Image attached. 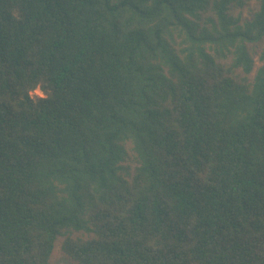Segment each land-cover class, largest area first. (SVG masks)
I'll return each mask as SVG.
<instances>
[{"label":"trees","instance_id":"1","mask_svg":"<svg viewBox=\"0 0 264 264\" xmlns=\"http://www.w3.org/2000/svg\"><path fill=\"white\" fill-rule=\"evenodd\" d=\"M58 248L264 264V0H0V264Z\"/></svg>","mask_w":264,"mask_h":264},{"label":"rangeland","instance_id":"2","mask_svg":"<svg viewBox=\"0 0 264 264\" xmlns=\"http://www.w3.org/2000/svg\"><path fill=\"white\" fill-rule=\"evenodd\" d=\"M256 7H257V5H256L255 1L251 2L250 7L243 9V11H242L244 17H249L250 11L256 9ZM235 13H238V11H236ZM258 65H259V63H257V66ZM35 93L38 95H42V92L40 90H36ZM53 264H71V261L58 248L54 253Z\"/></svg>","mask_w":264,"mask_h":264}]
</instances>
